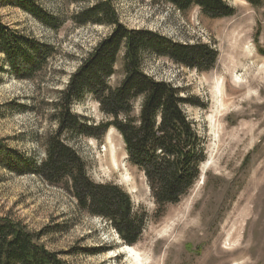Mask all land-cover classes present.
<instances>
[{
	"label": "rangeland",
	"instance_id": "374dc122",
	"mask_svg": "<svg viewBox=\"0 0 264 264\" xmlns=\"http://www.w3.org/2000/svg\"><path fill=\"white\" fill-rule=\"evenodd\" d=\"M36 1L65 21L62 29L53 32L22 9L4 4L0 20L58 49L42 84L50 102L111 29L74 26L71 17L91 6L85 0ZM224 2L234 15L211 19L198 8L182 14L149 0H114L128 28L160 33L176 43L205 45L217 54L214 66L204 72L166 59L145 62L149 76L181 88L201 104L187 108L186 114L205 140L207 159L179 204L158 212L145 179L128 163L123 141L113 129L103 141H68L88 165L91 179L117 184L131 195L135 211L147 212L143 236L132 248L149 264H264V0ZM34 87L0 73V142L8 152L40 160L42 144L55 126L49 113L20 108L42 101ZM73 111L92 122L105 119L90 98L75 103ZM0 217L30 232L45 230L42 243L66 264H130L121 253L129 245L109 223L77 212L75 201L62 190L2 165Z\"/></svg>",
	"mask_w": 264,
	"mask_h": 264
},
{
	"label": "trees",
	"instance_id": "16d2710c",
	"mask_svg": "<svg viewBox=\"0 0 264 264\" xmlns=\"http://www.w3.org/2000/svg\"><path fill=\"white\" fill-rule=\"evenodd\" d=\"M91 4L71 17L76 28L111 29L81 61L64 89L47 101L42 84L58 49L34 36L11 29L0 20V73L30 81L42 101L22 106L35 114L49 113L55 126L44 143V157L11 153L0 142V165L18 176H35L75 201L77 212L105 220L129 246L140 242L148 222L135 211L131 195L115 183H97L88 165L69 144L76 137L103 141L113 129L122 139L128 163L145 179L158 212L177 205L200 176L206 162L205 140L186 114L200 102L174 85L145 72L146 59H166L197 71L210 70L217 54L205 45L176 43L168 37L124 25L114 0H85ZM187 14L198 8L211 19L234 15L224 0H149ZM17 7L45 28L58 32L65 21L49 14L36 0H0ZM92 99L104 116L96 123L73 111L75 103ZM46 231L34 233L0 217V264H66L42 243Z\"/></svg>",
	"mask_w": 264,
	"mask_h": 264
},
{
	"label": "bare ground",
	"instance_id": "6f19581e",
	"mask_svg": "<svg viewBox=\"0 0 264 264\" xmlns=\"http://www.w3.org/2000/svg\"><path fill=\"white\" fill-rule=\"evenodd\" d=\"M111 152H112V151H111ZM112 154H113V152H112ZM112 161H113L114 163H116L115 160H114V157L111 159V162H112ZM121 253H122L123 255L129 257L130 264H149V263L144 262V261L141 259V257H140V255L138 254V252H137L134 248H132V246H124V247H122V249H121ZM150 264H152V263H150Z\"/></svg>",
	"mask_w": 264,
	"mask_h": 264
}]
</instances>
